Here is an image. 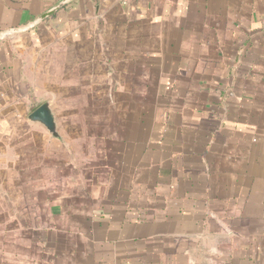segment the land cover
Here are the masks:
<instances>
[{"label":"crops","instance_id":"crops-1","mask_svg":"<svg viewBox=\"0 0 264 264\" xmlns=\"http://www.w3.org/2000/svg\"><path fill=\"white\" fill-rule=\"evenodd\" d=\"M60 1L0 0V33ZM0 264H264V0H73L0 40Z\"/></svg>","mask_w":264,"mask_h":264},{"label":"water","instance_id":"water-1","mask_svg":"<svg viewBox=\"0 0 264 264\" xmlns=\"http://www.w3.org/2000/svg\"><path fill=\"white\" fill-rule=\"evenodd\" d=\"M73 0H62L58 4H56L54 7L49 9L47 12L43 13L41 16H39L30 26L24 28V29H13L6 33H0V40L4 39L5 36L10 34H17L24 32L30 28H33L38 23H41L43 21H46L53 15H55L58 11L65 8L68 4H70ZM29 121L41 125L45 127V129L52 135L53 138H58V125L56 122V116L55 113L51 107L50 102H46L43 105H41L39 108H37L30 116Z\"/></svg>","mask_w":264,"mask_h":264},{"label":"rangeland","instance_id":"rangeland-1","mask_svg":"<svg viewBox=\"0 0 264 264\" xmlns=\"http://www.w3.org/2000/svg\"><path fill=\"white\" fill-rule=\"evenodd\" d=\"M22 134H26V138L24 137L23 138V136H22V138H20V137H17V142H16V147H18L19 145H20V147L22 146V145H25L26 144V142H29L28 140L26 141V140H24V139H30L32 142H30V143H32L33 144V146L34 145H37L38 144V135L37 134H35V133H33V132H31V133H23V132H21V133H17V136L18 135H22ZM28 134V135H27ZM37 136V137H36ZM55 146V145H54ZM56 147V146H55ZM55 147H53V148H55ZM18 229V228H17ZM17 235H18V233H17ZM16 240L18 241V240H20V237L19 236H17V238H16Z\"/></svg>","mask_w":264,"mask_h":264}]
</instances>
